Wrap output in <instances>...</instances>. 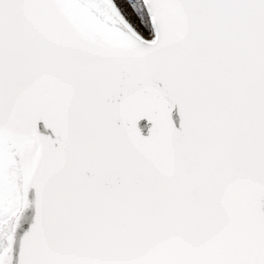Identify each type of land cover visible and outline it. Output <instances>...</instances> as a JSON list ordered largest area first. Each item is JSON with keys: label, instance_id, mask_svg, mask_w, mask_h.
<instances>
[{"label": "snow or ice", "instance_id": "obj_1", "mask_svg": "<svg viewBox=\"0 0 264 264\" xmlns=\"http://www.w3.org/2000/svg\"><path fill=\"white\" fill-rule=\"evenodd\" d=\"M0 264H264V0H0Z\"/></svg>", "mask_w": 264, "mask_h": 264}]
</instances>
